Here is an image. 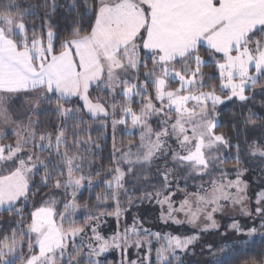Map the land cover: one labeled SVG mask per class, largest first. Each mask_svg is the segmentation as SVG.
Returning a JSON list of instances; mask_svg holds the SVG:
<instances>
[{"label":"snow or ice","instance_id":"snow-or-ice-1","mask_svg":"<svg viewBox=\"0 0 264 264\" xmlns=\"http://www.w3.org/2000/svg\"><path fill=\"white\" fill-rule=\"evenodd\" d=\"M210 61L215 73L204 71ZM257 95L264 0H0V123L13 137L0 131V212L18 217L0 230V264H104L114 247L136 250L128 264H196L188 258L198 247L211 253L208 264L233 252L243 254L237 264H264V249L257 259L248 239H202L220 230L216 216L230 207L252 223L233 217L226 230L264 239V181L252 189L243 166L245 157L264 160ZM21 97L23 114L13 118L9 104ZM237 101L239 128L229 135L219 130V108ZM49 114L45 126L40 117ZM118 127L138 143L118 146ZM109 128L105 158L99 141ZM36 178L50 191L26 221L22 205L39 194ZM85 189L92 207L78 198ZM146 202L163 224L198 231H153L139 213L129 221ZM109 217L123 225L110 238L102 234Z\"/></svg>","mask_w":264,"mask_h":264},{"label":"trees","instance_id":"trees-1","mask_svg":"<svg viewBox=\"0 0 264 264\" xmlns=\"http://www.w3.org/2000/svg\"><path fill=\"white\" fill-rule=\"evenodd\" d=\"M31 2L39 3L40 0H31ZM63 2H64V0H61V3H63ZM8 14L15 17V15L13 13H8ZM69 23H70V21H69ZM60 24H61L62 28H64L66 26L65 21L63 19L60 20ZM201 54L204 55L205 58H207V53H206L204 47L201 48ZM216 58L218 59L219 57H216ZM204 71L206 73H215L217 71V69L215 68L214 62L210 61L209 66L206 67L204 69ZM212 83L217 84L218 80L214 79L212 81ZM93 95H95V93ZM135 106H138V105H135ZM9 108H10V111L13 113V118H16V116L22 115L23 111H24V98H22V97L21 98H14V100L12 102H10ZM238 108H240V104L238 101L237 102H227L225 105L220 106L219 112H220L221 121H222V126L219 129L220 131L227 132L229 135H234V131L236 130V128L237 127L239 128V126H236L233 123V115H239V113L237 111ZM253 110L258 112V113L264 114V97L257 95L255 101L253 102ZM40 119L43 122H45V126H47L48 120L49 119L54 120L55 118L52 117L51 114H49L48 116L41 115ZM90 123H91V121H90ZM93 127H96V125L93 124ZM3 130H5L4 124L0 123V131H3ZM7 133H8L9 141H11L13 139L11 132L9 131ZM99 135H100V133L95 132V131L92 133L93 138H96ZM243 137H244V134L240 133L241 141H243ZM116 140H117L118 146H120V141L122 140L123 146L126 147L129 143V141H131L133 144L138 143V135L137 136H131V135H128L127 133L122 132L116 137ZM99 142H100V145L102 147H104V152L102 153V156L107 158L110 151H111V146H112V136H111V129L110 128L107 130V138L101 139ZM243 151H246V149H244L242 147V152ZM46 155H47V153H44V156H46ZM85 155H87V154H85ZM42 158H43V156H42ZM91 159H94L97 163H104V164L108 163L106 159L101 160L99 156L91 157ZM243 166H246L250 169V171L248 173V178H252V176L257 175L264 180V160L252 159L249 157H245V164ZM227 167L229 169L234 167V164L231 160H229ZM35 184H36V190H38L39 194L31 197L28 202H26L25 204L22 205V207L24 208V219L26 221L29 218L30 212L34 211L36 207L41 206L42 199H46L44 194L48 193L50 191L48 188L40 187L39 178H36ZM190 190H192V189H190ZM101 191H102V186L94 189V192H96V193L101 192ZM78 198L82 204L87 202L90 207H92L93 205L96 204L95 196L93 195V192L89 191L88 189L83 190L82 194ZM57 199H59V197H57ZM149 205H151V204L146 202V203L140 205L139 209H141V207L144 208V207H147ZM134 209H137V208H134ZM84 215H85V213L83 211L78 213V217L81 220H82ZM131 216H132V214L130 213L129 214V220H131ZM15 219H18V217H16L15 213L0 212V230L7 232L8 225L11 223L12 220H15ZM114 221L116 223L115 218L109 217V218H107L106 222L107 223H109V222L114 223ZM224 226L225 225H223V230H226L224 228ZM220 231H222V229ZM220 231H218V232H220ZM167 232H171V231H167ZM216 239H217L219 245L225 244V241L222 239V237L219 234H214V240H216ZM206 240L210 241L211 236L208 237ZM250 241H252L253 243L250 245H247L245 247L246 248L250 247L252 249L251 254L258 259L259 258L258 253L262 249H264V239H262L261 237H256ZM216 249H217V252H219V248L217 247ZM24 251H25V253H27V248H25ZM125 251L126 250H124V251L121 250L118 252L120 258L124 259L127 256ZM232 255L234 258H229L228 255L222 253L219 258L221 259V261L224 262V264H237V261L243 258V254H241L239 252H233ZM115 261H116L115 257H110V258L108 257L104 260V264H115ZM193 261H195L196 264H208V262H209V261L206 262L203 258H199V260H193Z\"/></svg>","mask_w":264,"mask_h":264},{"label":"rangeland","instance_id":"rangeland-1","mask_svg":"<svg viewBox=\"0 0 264 264\" xmlns=\"http://www.w3.org/2000/svg\"><path fill=\"white\" fill-rule=\"evenodd\" d=\"M7 15L9 16L10 19H15V17H13V16H11L9 14H7ZM172 86L176 87L177 85L173 84ZM134 107H138V106L134 105ZM4 127H5V130H6V131L3 130L4 132H9L10 131V126L4 124ZM122 132L123 133H127L128 130L127 129H121L120 127H118L117 128V136L120 133H122ZM248 179H249V183H250L252 189H255L256 183L259 180L264 181L261 177H259L257 175H254V176H252V178H248ZM250 195H251V191H250ZM137 212L139 213L140 216L142 215L141 217L143 218L145 227L151 228L153 231H164V232L171 231L174 234L183 233L185 235H190L193 232H197L198 231V228H194V227H192L190 225L177 226L175 224H171V225L163 224L158 219L159 210H158V208H157V206L155 204H151V205H149L147 207H144V208L141 207V209H139V208L132 209L131 214L135 215V214H137ZM233 217L242 226H250L251 223H252V221H250L247 217L243 216L240 213L238 207H236V208H231L230 207V208H228L226 210V212L223 215L218 214L216 216L217 221L221 225L220 230L222 229V231L219 230L220 232H211V233H208V234H204L202 239L204 241H206L208 244H212L214 246H217L219 244H218L217 239L214 240V234H219L222 237V239L225 241V243L228 242V241H236V242H238L241 239L252 240V239H254L256 237H261L259 232L254 237H246V236L245 237H240V235L233 234V232L230 229L223 230V225L230 224L231 223V218H233ZM180 218L183 219V216H181ZM199 225L202 227L203 221L199 222ZM122 227H123L122 224L118 226L117 222L115 223V221H114V223H110V222L109 223H107V222L103 223L102 224V234L105 235L106 237L110 238L112 235L117 234ZM225 231H227V240L225 239L224 235H222V233H224ZM207 236L208 237L211 236V240L210 241L206 240L208 238ZM153 247L155 248L156 245H153ZM119 251H121L120 248H115L114 247V248L110 249L103 257H101L102 261L104 262V260L106 258H108V257L109 258L110 257H115V259H116L115 264H128L129 260H132V261H136L137 260V253H136V250L134 248L126 249L125 252H126L127 256L124 258L125 260L119 257V254H118ZM195 251H196V255L188 258L190 261L199 260V258H203L206 262H208V261H210L212 259L211 253H209L203 247H198V248H196ZM216 251H217V249H216Z\"/></svg>","mask_w":264,"mask_h":264}]
</instances>
